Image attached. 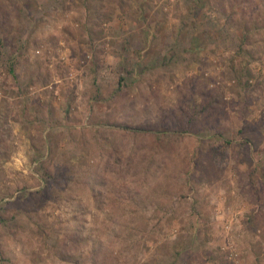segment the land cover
Masks as SVG:
<instances>
[{"label":"rangeland","instance_id":"1","mask_svg":"<svg viewBox=\"0 0 264 264\" xmlns=\"http://www.w3.org/2000/svg\"><path fill=\"white\" fill-rule=\"evenodd\" d=\"M0 264H264V0H0Z\"/></svg>","mask_w":264,"mask_h":264},{"label":"trees","instance_id":"2","mask_svg":"<svg viewBox=\"0 0 264 264\" xmlns=\"http://www.w3.org/2000/svg\"><path fill=\"white\" fill-rule=\"evenodd\" d=\"M26 5H27V4L22 3V5H21L22 8H21V7H20V8L17 7V9L19 8V11H20L19 13H21V11L24 10V9L26 8ZM125 130H126L128 133H130V131H131V129H130V128H127V127L125 128ZM136 131L143 132L141 129H138V130H136Z\"/></svg>","mask_w":264,"mask_h":264}]
</instances>
